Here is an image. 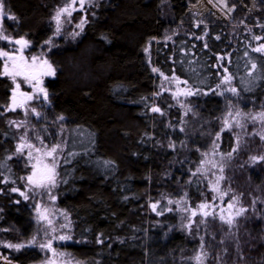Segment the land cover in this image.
<instances>
[{
	"label": "trees",
	"instance_id": "trees-1",
	"mask_svg": "<svg viewBox=\"0 0 264 264\" xmlns=\"http://www.w3.org/2000/svg\"><path fill=\"white\" fill-rule=\"evenodd\" d=\"M69 2L3 0L15 17L4 26L11 41L26 39L34 51L52 43L48 57L57 76L48 84L53 101L40 110V126L65 146L56 199L72 224V258L264 264V161L251 160L264 156V147L248 138L237 148L234 131H223L231 107L264 113V51H256L264 48V2L251 13L230 0L236 8L230 22H204L187 0H94L80 37L66 31L53 40L54 16ZM2 65L0 57V240L27 245L38 227L33 206L9 195L22 191L27 169L16 158L22 114L9 110L13 84ZM154 69L193 91L188 111L160 95ZM214 150L232 158L225 187L249 213L234 229L200 217L187 227L176 204L196 209L214 200L199 173ZM2 253L17 264L42 260L27 246Z\"/></svg>",
	"mask_w": 264,
	"mask_h": 264
},
{
	"label": "rangeland",
	"instance_id": "rangeland-1",
	"mask_svg": "<svg viewBox=\"0 0 264 264\" xmlns=\"http://www.w3.org/2000/svg\"><path fill=\"white\" fill-rule=\"evenodd\" d=\"M230 0H197V3L190 5L189 1L187 3L190 7V12L194 18H198L204 22L208 17H212L218 21L230 22L233 18L236 8L232 7L229 2ZM244 8H247L251 13L257 11L258 3L264 0H236ZM3 3V0H0ZM94 0H83V8L80 7L81 0H70L69 3L64 4L59 8L61 9L72 5L69 8L71 15L63 13L60 17L59 22V32L57 31V20L55 19L57 12L54 16L53 22L55 27L54 39H59L63 37L64 33H72L74 37H80L86 24V13L88 9L92 6ZM6 16L9 17L7 11ZM81 14L78 18L77 16ZM9 18L0 19V37L6 36L5 34V23ZM83 21L82 27H77ZM71 34V35H72ZM24 40L26 39H17ZM16 40L11 41L8 37L7 40L0 38V46H4L0 49V52H8L9 54H16L18 52V45L15 43ZM27 43H29L27 41ZM52 43H48L44 48L34 51L33 46H29L25 49L23 56L31 62V57H37V64H40L42 60H47L51 65L48 52L49 47L51 48ZM18 55V54H17ZM4 60H2V63ZM52 66V65H51ZM46 67V66H45ZM53 77L51 79L44 80V85L42 88L47 93V100L39 94L38 90H34L30 85L23 82L21 78H17L13 81L9 76L3 75L4 77L10 78L13 84V92L16 91V83L20 84L19 91L26 92L33 96L32 101L25 109H19L21 115L20 120H16L15 127L19 131V144L17 148L16 158L20 164L25 166L27 169L26 176L24 177L23 189H15V191H10V196H19L23 201L29 203L33 206V215L38 227V233H36L34 240L29 242L27 245L21 244L20 247H15L17 245L6 243L0 240V262L1 264H17L12 261L9 256H4L2 250H8V252H16L19 249L27 248L37 250L42 255V260L36 264H79L67 251V247L73 243L72 239V224L70 218L59 209L56 199V188L58 186L59 180V166L61 159L65 150L64 143L60 140H52L48 130L45 129L40 124L44 122V117L40 110L44 109L45 106L53 101V95L48 89L49 82L55 80L57 72L52 66ZM154 74L160 79V95H169L175 101V104L184 110H189L187 106L188 99L193 95L188 87L177 79H169L161 76L160 73L155 69ZM230 85L225 86V90H229ZM231 89L228 94H231ZM228 98H230L228 96ZM34 109L35 111H32ZM10 110V109H9ZM255 118V119H253ZM224 128L223 131H234L236 134L237 148L243 147L247 144V139L251 138L254 141L256 138L259 145L264 147V139H261V135H264V118L261 114L253 115H242L237 112L235 107H231L226 119L223 121ZM254 125L253 130L249 131V125ZM253 138V139H252ZM249 140V141H251ZM254 145V144H253ZM54 146H59L57 151L52 157L47 155ZM242 147L240 149H242ZM39 149V151H37ZM246 149V148H244ZM239 153V152H238ZM241 154V153H240ZM238 154L237 156H239ZM231 156V155H230ZM53 159L55 160V183H50L46 177L49 175L48 169L45 165L52 167ZM232 160L229 156H224L214 150L210 152L202 161L199 169L200 175L203 176L204 180L207 182L209 190L214 193V200L206 205L205 208L200 206L196 209H192L188 204L179 200L177 202V210L180 212L182 219L185 220V226L191 227L196 218L201 219H213L217 221L222 226H227L230 229H234L237 226H241V220L249 213V209L245 206L243 202L239 200L236 196L229 195L225 187L227 170L229 162ZM254 164L261 161H252ZM222 169V170H221ZM229 171V170H228ZM35 173V175H33ZM32 177L33 181L43 182V187H38L36 183L29 181L28 177ZM27 197V198H26ZM231 205V207H229ZM158 206L154 207L156 211ZM193 213H196L193 215ZM239 213V215H238ZM207 214V215H206ZM46 217V219L44 218ZM220 217H224L221 220ZM231 219L232 224L226 223L227 220ZM205 220V221H206ZM49 221L51 223L49 224ZM55 229V231H53ZM65 236L68 239L60 240L59 237ZM51 244V248L41 247V245ZM12 245L13 247H9ZM200 255V259H202Z\"/></svg>",
	"mask_w": 264,
	"mask_h": 264
},
{
	"label": "snow or ice",
	"instance_id": "snow-or-ice-1",
	"mask_svg": "<svg viewBox=\"0 0 264 264\" xmlns=\"http://www.w3.org/2000/svg\"><path fill=\"white\" fill-rule=\"evenodd\" d=\"M83 0H81V4L80 7L83 8ZM72 7V5H69L68 7H65L63 9H61L60 11L57 12V15L55 17V19L57 20V31L59 32V22H60V17L63 13H67L69 16L71 15V12L69 11V8ZM4 18H9V19H15V17H7L6 13L4 11V4L2 2H0V19H4ZM83 21L81 22L80 25H77V27H82ZM3 38L5 40L8 39L7 36H3L0 37ZM16 44L21 45V48L18 50L21 55L17 56V55H10L8 52H0V57L5 58L3 65H2V74L3 75H7L9 76L13 81H16L17 78H21L23 80L24 83L30 85L33 88H37L38 84H39V78L42 75H51L54 74L53 70H52V66L48 63L47 60H42L40 62V64H37V57L32 56L31 57V62L29 63L28 59H26L22 53H23V48L27 46V41L24 40H16L15 41ZM256 51H264V48H258L256 49ZM46 66V67H45ZM253 68H255V65H253ZM155 71V69H154ZM226 71V69H225ZM16 91H19L20 89V84L16 83ZM39 92L43 95V97L46 99L47 98V93L44 91L43 88H39L38 89ZM233 92H235V89H232ZM19 100H17V96H16V92L13 93L12 96V106L13 108L16 106L19 107H23L24 104L27 101H30L33 99V96L29 95L26 92H19ZM32 111H35L34 109H32ZM153 111H159V109H153ZM261 117L264 118V113L261 114ZM255 119V118H253ZM261 139H264V135H261ZM59 146H54L49 152H47V155L49 157H52L53 154L57 151V148ZM37 151H39V149H37ZM252 161H264V156H260V157H256L253 156L251 157ZM55 160L53 159V163H52V167H48V165H45V168L48 169V173L49 175L46 177V179L54 184V176H55ZM222 170V169H221ZM35 175V173L33 174ZM29 181H32L33 183H36L38 187H43L44 184L43 182H39V181H33V178L30 176L28 177ZM13 191H15V189H13ZM27 198V197H26ZM155 207V206H153ZM201 208H205L206 205H200ZM229 207H231V205H229ZM196 213H193V215H195ZM207 215V214H206ZM239 215V213H238ZM46 219V217H44ZM221 220H224V217H220ZM51 223V221H49V224ZM226 223L228 224H232L233 221L231 219L227 220ZM53 231H55V229H53ZM60 240H65L68 239V237L65 236H61L59 237ZM103 241H101L102 243ZM9 247H13L12 245H8ZM15 247H20V245H17ZM41 247H48L51 248V244H47V245H41ZM197 260L200 259V257H196Z\"/></svg>",
	"mask_w": 264,
	"mask_h": 264
},
{
	"label": "water",
	"instance_id": "water-1",
	"mask_svg": "<svg viewBox=\"0 0 264 264\" xmlns=\"http://www.w3.org/2000/svg\"><path fill=\"white\" fill-rule=\"evenodd\" d=\"M10 55H15V54H10ZM19 55H21V54H19ZM19 55H17V56H19ZM1 59L2 60H4L5 58H3V57H1ZM52 76V74L51 75H42V76H40V78H39V84H38V86H37V90L39 89V88H42V78H48V77H51ZM39 91V90H38ZM45 91V90H44ZM19 92L20 91H18V92H16V96H17V100H19ZM46 92V91H45ZM14 93V92H13ZM39 94L41 95V96H43L40 92H39ZM45 99V98H44ZM45 100H47V98L45 99ZM12 101V100H11ZM32 100H30V101H27L25 104H24V106L23 107H19V106H16V107H14L13 108V106H12V103H11V108H10V111H12V112H16V111H18L19 109H25L28 105H29V103L31 102Z\"/></svg>",
	"mask_w": 264,
	"mask_h": 264
},
{
	"label": "flooded vegetation",
	"instance_id": "flooded-vegetation-1",
	"mask_svg": "<svg viewBox=\"0 0 264 264\" xmlns=\"http://www.w3.org/2000/svg\"><path fill=\"white\" fill-rule=\"evenodd\" d=\"M17 45L19 46L18 48L20 49V48H21V45H19V44H17ZM29 46H30L29 43H27V46L23 48V53H22V55L24 54L25 49L28 48ZM19 49H18V50H19ZM17 54L19 55V54H21V53L18 51L15 55H17ZM52 77H53V74H52L51 77H48V78H42V79H41V80H42V86L44 85V80L51 79ZM32 88H33V87H32ZM33 89H34L35 91L37 90L36 88H33ZM20 92H21V91H20Z\"/></svg>",
	"mask_w": 264,
	"mask_h": 264
}]
</instances>
